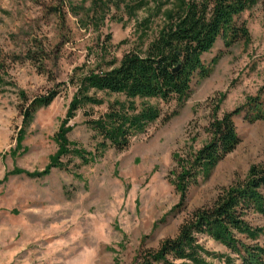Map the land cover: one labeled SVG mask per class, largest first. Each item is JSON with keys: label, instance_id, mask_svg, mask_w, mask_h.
I'll use <instances>...</instances> for the list:
<instances>
[{"label": "rangeland", "instance_id": "obj_1", "mask_svg": "<svg viewBox=\"0 0 264 264\" xmlns=\"http://www.w3.org/2000/svg\"><path fill=\"white\" fill-rule=\"evenodd\" d=\"M109 1L95 15L90 0L64 5L0 0V65L5 70H0V264H132L144 251L176 238L193 211L264 163V121L250 123L238 116L239 145L189 190L184 205L168 180L177 151L206 143L204 128L215 103L221 116L263 86L264 0H259L238 20L247 26L249 40L230 48L219 40L203 57L209 76L194 82L188 100L181 107L161 103L164 115L178 112L170 121L152 124L124 152L108 149L90 164L72 158L68 170L52 167L47 175H31L52 163L58 152L55 136L65 121L72 128L69 140L95 153L98 141L85 112L97 118L116 96L99 93L105 105L83 108L69 119L77 92L71 79L119 64L124 53L136 48L138 23L152 14L146 9L129 16L124 6L134 0H125L119 9L115 4L120 0ZM160 26L161 18L155 17L150 36ZM51 90L60 94L24 124L19 93L33 100ZM248 221L264 227L258 214ZM200 242L216 255L229 253L210 238ZM208 260L223 264L221 257Z\"/></svg>", "mask_w": 264, "mask_h": 264}, {"label": "trees", "instance_id": "obj_2", "mask_svg": "<svg viewBox=\"0 0 264 264\" xmlns=\"http://www.w3.org/2000/svg\"><path fill=\"white\" fill-rule=\"evenodd\" d=\"M65 4L71 0H55ZM95 15L102 13L110 1L90 0ZM117 1L119 9L122 2ZM125 4L129 16L139 10L152 14L138 23L136 48L124 53L119 64L113 62L105 71H89L78 79H71L77 92L71 102L68 118L83 108L103 106L106 112L97 118L86 111V124L97 140L95 153L79 147L69 140L72 131L65 121L55 136L58 152L43 173L52 167L68 170L72 158L81 165L90 164L108 149L126 151L131 140L147 132L157 121L168 122L177 111L164 115L161 103L177 102L181 107L192 94L195 81L207 78L210 67L203 60L219 40L230 48L242 40H249L250 32L239 18L255 7L259 0H134ZM153 4L151 7L150 5ZM56 11H59L56 7ZM106 13V12H104ZM103 16L105 17V14ZM154 13V14H153ZM161 18V26L153 36L149 32L154 18ZM0 70L5 71L3 65ZM60 94L51 90L46 96L29 100L25 92L19 93L24 103V124H29L41 107H47ZM204 128L208 139L200 148L186 146L173 155V167L168 180L180 195L184 205L189 190L199 185L227 155L240 143L234 119L243 116L250 123L264 121V84L256 96L231 112L218 115L219 104ZM65 157H71L66 163ZM264 217V163L253 165L242 181L224 188L215 200L193 211L183 222L176 238L164 240L157 250H146L132 264H212L208 259L221 257L223 264H264V227H255L248 216ZM207 237L223 245L228 255H216L200 242ZM250 240L252 243L245 242ZM119 264V263H117Z\"/></svg>", "mask_w": 264, "mask_h": 264}]
</instances>
